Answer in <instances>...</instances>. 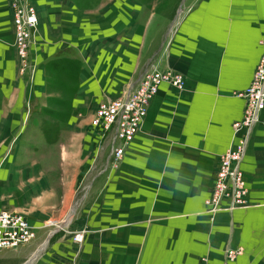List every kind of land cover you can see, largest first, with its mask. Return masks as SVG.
I'll return each instance as SVG.
<instances>
[{"label":"crops","instance_id":"obj_1","mask_svg":"<svg viewBox=\"0 0 264 264\" xmlns=\"http://www.w3.org/2000/svg\"><path fill=\"white\" fill-rule=\"evenodd\" d=\"M5 14L9 23V11ZM180 16L170 36L175 18L162 36L147 29L141 38L142 29L133 24L134 32L124 26L116 35L101 37L94 43L97 49L87 50L90 57L102 55L99 60L125 77L120 79L126 87L123 95L138 84L150 63L181 73L185 88L160 85L116 167L104 168L108 146L87 160L95 144L90 138L71 146L78 150L82 172L41 174L42 165L28 168V161L17 154L16 171H6L1 179L0 209L21 214L36 234L27 245L1 251L0 264H264V110L242 162L249 189L246 206L229 211L222 203L211 213L205 205L218 157L239 136L231 124L243 119L245 100L237 94L249 87L263 51L264 0H192ZM111 52L117 53L112 57ZM80 60L70 47L43 59V70L56 78L66 96L77 95L94 73ZM19 86L13 121L24 120L30 103L28 81ZM13 90L11 82L0 86V99L12 96ZM46 100L56 107L46 114L53 122L42 121L44 116L32 110L27 127L33 141L53 147L44 128L55 129L63 140L70 135L71 116L64 98ZM4 116L0 113V123ZM5 133L8 139L16 134ZM28 148L37 155L43 151L33 143ZM66 155L63 150V161ZM92 162L95 171L88 170ZM78 232L81 243L72 240ZM226 249L240 253L227 261Z\"/></svg>","mask_w":264,"mask_h":264},{"label":"rangeland","instance_id":"obj_2","mask_svg":"<svg viewBox=\"0 0 264 264\" xmlns=\"http://www.w3.org/2000/svg\"><path fill=\"white\" fill-rule=\"evenodd\" d=\"M62 1H64V3H62ZM191 1L192 0H0V45H2V47H0L2 53L0 58V86L5 87L7 82H11L14 86L12 96L7 97V99H0L4 107L2 110L0 109V113L5 115V121L0 123V185L3 183L1 179L5 177L4 173L6 171H16L14 168L15 157L19 153H21L24 161L25 159L28 161L26 165L28 168L42 165L43 172H41V174L62 175L64 173L79 172V164L81 163H79L80 161L76 157L77 152H75L78 150H74L71 146H73L75 142H79L80 146H82L81 140L90 138L95 144L87 160L93 161L95 151L101 152L103 147L107 145L106 132L102 130L101 126H95L93 124L95 111L102 102L121 101L124 97L123 94L126 87L125 84L120 81V79H124L125 77L119 73L115 75L116 69L113 68L112 65H108L106 60V63L102 61L103 59L99 60L102 55L98 58H93V56L90 57L92 53L87 50L91 47L97 49L99 46L94 45V43L101 37L104 35H116V32L120 31L124 26L128 27V30H133V28H131L133 24H137V27L142 29L139 33L141 38L144 36L147 29L162 36L165 28L170 22H173L175 18L173 26L168 31V35L170 36L175 31L176 25L181 17L180 15L183 14ZM177 9L179 10L178 13L176 11ZM6 10L9 11L8 20L11 26L5 19ZM23 10L28 13V16L34 19L29 26H23L20 16ZM115 41L119 42L121 40L117 37ZM170 41L169 38L165 40L166 46L169 45ZM260 43L263 51L258 61L262 56L264 57V43ZM60 47H70L73 52L79 53L83 61L80 60V62L88 65L94 72L91 75L90 82H88L89 80L86 81L83 89L77 95L66 96V94L61 93L59 89L60 85H58L56 78L52 77V74H48L46 70H43V59L49 55H53V52ZM116 51H118V49ZM136 51L137 52L133 53L134 56L138 55L140 52L138 48ZM116 53L111 52V54H113L112 57H114ZM83 58L85 59L83 60ZM77 63H79V61ZM153 66L157 67L155 64H153ZM13 70H15V72H13ZM255 70L256 68L252 74L251 82L253 81ZM24 79L28 81L29 89L26 94L30 103L26 104L24 120L13 121L11 118L18 116L15 96H17V99L21 97L19 84L23 82ZM55 97L67 100V105L69 107L67 111L71 116L70 135L62 140L57 137L53 126H51V128L54 129L53 131L46 127L44 130L47 133V139H49V141L52 140L55 145L53 147H44L43 142L39 143L33 141L30 133H28L29 128L27 125L30 123V121H28V116L32 110H34L44 116L43 118L45 119H41L42 121L52 123L53 120L48 118L46 114H48V110L55 109L56 107L46 99ZM242 98L245 100L242 110V120L246 121L252 112V107L248 108L246 98L241 97L240 99ZM5 104L6 106H4ZM263 110L264 109H261L260 112ZM260 112L257 121L252 125L253 127L259 120ZM234 123L231 124V127L233 133H236L233 125ZM247 125L246 123L244 124L243 132L247 131ZM79 129H82L84 132H79ZM8 131L16 133L14 138H7L5 132ZM251 131L248 140L251 138ZM242 138L243 134H240V136L235 139L232 138L229 149L221 154L229 153L228 158H232L230 170L234 166L237 168L238 176L235 177L232 184L231 179L225 188L226 193H230L233 189L235 195L238 194L241 202H239L235 208L246 206L245 197L249 192L242 172V162L245 159V152L249 144L248 140L243 157L239 160L237 165L234 164L237 161L234 158V154L241 147ZM31 143L43 148V151H41V149L37 155L36 151L28 148V145ZM64 143L68 150L64 148ZM63 150L68 151L70 155H66L67 161H63ZM65 153L67 152H64V154ZM31 160L32 163L29 162ZM98 162L100 168L102 162L101 160ZM94 163L88 170L92 168V171H95ZM111 163L110 161V168L112 167ZM68 169H70V171H68ZM80 172H82V170ZM227 197V195H224L220 201V206L223 207L222 203H224L226 209H228L227 204L229 199ZM22 213L25 214L24 212Z\"/></svg>","mask_w":264,"mask_h":264},{"label":"built area","instance_id":"obj_3","mask_svg":"<svg viewBox=\"0 0 264 264\" xmlns=\"http://www.w3.org/2000/svg\"><path fill=\"white\" fill-rule=\"evenodd\" d=\"M21 20L23 26H29L34 21L33 17L28 16V13L23 10ZM32 18V20H31ZM18 20V19H17ZM26 23V24H24ZM253 81L243 93L238 94L240 97H245L247 107H252V112L246 121L241 120L235 122L236 133L243 134L242 144L239 150L234 154V164L237 165L239 160L243 157L245 152L246 143L252 125L257 121L258 114L261 109H264V57L258 61ZM30 70V68H29ZM167 83L176 90L180 91L185 88V81L183 75L177 73L169 68L159 70L153 64L148 65V69L144 72L138 84L129 92L125 93L121 101L118 102H102L98 105L95 111L93 124L101 126L102 130L107 135V145L109 148L108 157L106 159V168L110 161L112 167H116L119 159L121 158L126 143L134 138L138 132L139 125L145 116L146 109L158 92L160 85ZM247 125V131L243 132V126ZM116 145V146H115ZM229 153L220 155L219 164L216 172L212 193L205 201L208 206L209 212L215 213L220 208V201L224 195H227L228 210L235 208L241 202L238 194L235 195L234 190L226 193L227 183L235 180L238 176L237 168L234 166L230 170L231 157L228 158ZM113 157V158H111ZM111 158V159H110ZM35 228L17 212H9L5 209H0V251L17 249L21 246L27 245L35 238ZM82 232L75 233L72 240L73 242L81 243ZM239 249H226L224 251L227 261H232L240 253ZM199 264H204L203 261Z\"/></svg>","mask_w":264,"mask_h":264},{"label":"bare ground","instance_id":"obj_4","mask_svg":"<svg viewBox=\"0 0 264 264\" xmlns=\"http://www.w3.org/2000/svg\"><path fill=\"white\" fill-rule=\"evenodd\" d=\"M31 20H32V18H31Z\"/></svg>","mask_w":264,"mask_h":264}]
</instances>
